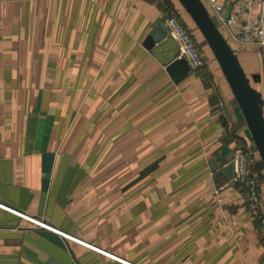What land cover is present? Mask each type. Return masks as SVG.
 I'll use <instances>...</instances> for the list:
<instances>
[{
  "label": "crops",
  "instance_id": "crops-1",
  "mask_svg": "<svg viewBox=\"0 0 264 264\" xmlns=\"http://www.w3.org/2000/svg\"><path fill=\"white\" fill-rule=\"evenodd\" d=\"M201 1L264 99V50ZM246 1L215 4L254 26ZM171 15L204 59L178 80ZM233 99L177 0H0V264H264V207L214 195L252 148Z\"/></svg>",
  "mask_w": 264,
  "mask_h": 264
},
{
  "label": "water",
  "instance_id": "water-1",
  "mask_svg": "<svg viewBox=\"0 0 264 264\" xmlns=\"http://www.w3.org/2000/svg\"><path fill=\"white\" fill-rule=\"evenodd\" d=\"M189 15L209 50L216 60L222 74L230 87L236 104L241 111L246 128L257 150L259 158L264 167V99L262 93L251 86L250 79L245 74L240 65L238 57L234 53L228 41L210 16L208 10L201 0H177ZM233 4L229 3L226 17L231 14ZM163 24V19L160 21ZM165 38V31L152 32L147 37L144 46L151 49L155 44H159ZM190 71L189 65L184 59H175L168 67L167 72L175 79L183 78ZM255 82L259 76L251 77ZM232 171V165L228 166V171ZM232 176V175H231ZM60 234V231H58Z\"/></svg>",
  "mask_w": 264,
  "mask_h": 264
},
{
  "label": "built area",
  "instance_id": "built-area-1",
  "mask_svg": "<svg viewBox=\"0 0 264 264\" xmlns=\"http://www.w3.org/2000/svg\"><path fill=\"white\" fill-rule=\"evenodd\" d=\"M211 9L218 15L219 22L225 27L237 26L238 31L231 35L233 42L237 46L252 47L256 46L264 50V0L259 1V15L256 25L251 26L247 23H242L238 15H230L228 18H224L221 13L223 8L215 4V0H208ZM253 7V0H247L245 2V10L247 13L251 12ZM167 28V36L173 40L177 46L176 59H184L189 68L192 70H199L204 66V59L202 54L197 49L196 44L191 37L190 33L184 27L182 20L177 15H171L165 20ZM232 48V47H231ZM233 49V48H232ZM234 51V49H233ZM217 106L219 108L225 107V101L218 99ZM232 165V176L226 180L222 185L215 187L214 195L217 202L221 203V193L229 186L241 185L244 187L241 197L250 202L253 206H259L261 203V196L257 192V180L255 173L251 167L250 155L247 151H238L232 158L229 165ZM228 164L225 167L229 166ZM40 226L47 229H52L49 226L39 223ZM71 240V237L68 238ZM75 241H77L75 239ZM79 242V241H78ZM95 251L105 254L96 248Z\"/></svg>",
  "mask_w": 264,
  "mask_h": 264
},
{
  "label": "trees",
  "instance_id": "trees-1",
  "mask_svg": "<svg viewBox=\"0 0 264 264\" xmlns=\"http://www.w3.org/2000/svg\"><path fill=\"white\" fill-rule=\"evenodd\" d=\"M214 100H215L214 104H216V106H217L218 97H215ZM233 102L237 106L235 99H233ZM216 108H218V106ZM243 122H244V120H243ZM244 125L246 126L245 122H244ZM250 142L252 143V148H251L252 152L250 150H248L246 146H243L242 150L247 151V152L249 151L250 153H253V152L257 153V150H256L254 143H253L251 138H250ZM250 162H251V167H252L253 171L254 172L257 171L259 173L258 175L256 174L255 176H256V180H257V192L261 196L260 188H261L262 182L264 181V175H263L264 167H263L261 160L259 162L253 163L254 161H253V158L251 157V155H250ZM216 183L218 185H222L224 182L222 183L221 181H216ZM235 187L239 190V192H241V194H242V192H244V187H242L241 185H235ZM246 203L251 205V203L248 201H246ZM260 207L261 208L264 207V198L263 197H261Z\"/></svg>",
  "mask_w": 264,
  "mask_h": 264
},
{
  "label": "rangeland",
  "instance_id": "rangeland-1",
  "mask_svg": "<svg viewBox=\"0 0 264 264\" xmlns=\"http://www.w3.org/2000/svg\"><path fill=\"white\" fill-rule=\"evenodd\" d=\"M178 2V1H177ZM179 3V2H178ZM180 4V3H179ZM181 5V4H180ZM182 7V6H181ZM183 8V7H182ZM184 9V8H183ZM221 30V29H219ZM211 52V51H210ZM250 83H251V86L255 88V84L254 82L252 81V79H250ZM256 89V88H255ZM236 113H238L239 117H243L242 114H241V111L239 110V108L237 107L236 108ZM246 135L250 137V133L248 131V129L246 128ZM251 138V137H250ZM259 157V156H258Z\"/></svg>",
  "mask_w": 264,
  "mask_h": 264
}]
</instances>
